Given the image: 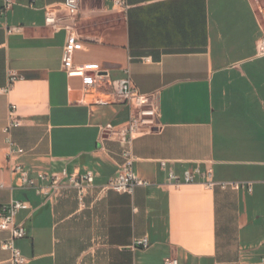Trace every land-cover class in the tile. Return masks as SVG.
Listing matches in <instances>:
<instances>
[{
    "label": "crops",
    "instance_id": "1",
    "mask_svg": "<svg viewBox=\"0 0 264 264\" xmlns=\"http://www.w3.org/2000/svg\"><path fill=\"white\" fill-rule=\"evenodd\" d=\"M64 1L15 0L3 13L0 0V211L12 201L31 206L16 215L27 232L15 241L24 264H264L263 0H128L126 12L81 0L73 64L113 79L128 69L159 103L163 128L132 143L134 170L152 185L132 195L102 190L125 147L102 126L126 123L130 110L82 102V76L64 68L68 34L45 23ZM12 119L21 124L7 134ZM8 137L30 168L93 172L84 201L74 187H23ZM162 161L180 176L199 165L215 182L251 190L170 182ZM9 237L0 229V264H12L1 246ZM144 237L146 248L137 245Z\"/></svg>",
    "mask_w": 264,
    "mask_h": 264
},
{
    "label": "built area",
    "instance_id": "2",
    "mask_svg": "<svg viewBox=\"0 0 264 264\" xmlns=\"http://www.w3.org/2000/svg\"><path fill=\"white\" fill-rule=\"evenodd\" d=\"M2 12L7 13L13 8L15 0H2ZM116 11L126 12L129 8L128 0H106ZM64 11L62 13L48 12L45 18L47 26L54 30H66L68 34L65 46L64 68L69 74H80L82 76L83 96L82 102L88 105L113 103L117 105L127 106L130 115L126 123L122 125H114L107 123L102 126L103 134H106L120 143L124 144L122 152L123 163L120 171L111 177L107 183L102 186V190H114L120 193L134 194L138 187L151 186L152 183L146 179L139 177L134 170L136 156L132 150V143L135 138L143 134L152 133L161 130L163 125L159 118V103L154 95H144L140 93L134 86L129 70L126 69V75L122 78L113 79L110 74L105 71H91L88 66H75L73 64V52L79 39L76 34L77 23L81 10V0H65L63 3ZM23 26H12L10 32H22ZM258 55H264V36L259 40ZM150 61V58H147ZM17 76H11V85L17 80ZM10 86L4 88L8 91ZM18 119H12L5 131L10 133L12 128L20 126ZM9 144V164L10 170L19 174L23 187H40V182H46L48 188L58 192L65 187H74L78 190L80 202L84 201L87 189L95 183V174L91 171L86 173H49L38 169L28 167L20 157L25 153L22 148H15L10 137L7 138ZM161 166L167 170V178L170 182L175 183H193L202 180L208 187L219 185L222 188L251 190V186L244 182H215L212 179V171L209 168H202L197 165L192 170H187L182 176L168 169V162L162 161ZM42 191L44 190L41 187ZM31 206L28 202L12 201L4 204L0 211V229L9 231L10 237L3 240L1 246L11 253L12 264H24L26 257L22 254L19 247L16 246L17 239L24 238L27 234L26 229L16 224V215L21 210H27ZM137 245L144 248L148 247L149 241L147 237L137 241ZM163 264H179L175 257H168Z\"/></svg>",
    "mask_w": 264,
    "mask_h": 264
},
{
    "label": "rangeland",
    "instance_id": "3",
    "mask_svg": "<svg viewBox=\"0 0 264 264\" xmlns=\"http://www.w3.org/2000/svg\"><path fill=\"white\" fill-rule=\"evenodd\" d=\"M263 2H264V0H263Z\"/></svg>",
    "mask_w": 264,
    "mask_h": 264
}]
</instances>
